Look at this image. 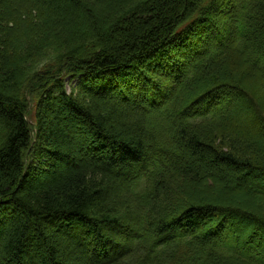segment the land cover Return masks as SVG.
Segmentation results:
<instances>
[{"label":"trees","instance_id":"trees-1","mask_svg":"<svg viewBox=\"0 0 264 264\" xmlns=\"http://www.w3.org/2000/svg\"><path fill=\"white\" fill-rule=\"evenodd\" d=\"M215 11L234 29L228 43ZM209 30L217 39L204 47ZM50 46L63 59L39 67ZM176 47L204 63L184 76ZM90 51L94 56L86 58ZM149 58L150 66L160 58L164 68L181 65L172 77L179 80L177 94L189 85L183 108L176 111L167 100L165 109L145 104L131 112L123 105L118 113L116 96L126 100L132 89L140 104L158 90L123 84L125 76L152 81L143 67ZM66 78L79 79L85 95L69 92ZM245 122L242 130L238 123ZM262 141L264 0H0V264H120L130 249L116 245L122 234L131 248L147 247V264H231L239 252L218 240L219 230L264 232V215L205 200L197 188L208 178L227 186L225 168L240 180L264 181ZM185 149L194 160L182 159ZM118 183L138 190L134 200L152 204L137 219L145 220L141 228L123 230L131 217L122 211L130 205L108 195ZM255 194L264 196V189Z\"/></svg>","mask_w":264,"mask_h":264},{"label":"rangeland","instance_id":"rangeland-1","mask_svg":"<svg viewBox=\"0 0 264 264\" xmlns=\"http://www.w3.org/2000/svg\"><path fill=\"white\" fill-rule=\"evenodd\" d=\"M247 2H253V0H246ZM205 4L208 5V3L211 2V0H204ZM253 8V7H252ZM204 8L201 9V7L198 8V11L201 12V10H203ZM198 15V14H196ZM215 22H217V24L221 25V31L222 33L227 37V43L228 41L231 40V38H233V36L235 35L234 29L231 27L230 22H228L229 20L226 19L222 20L221 18H218L217 16H219L220 14L217 13V11H215ZM195 17V16H194ZM194 17H192L191 19H189L187 22V25L191 24L194 20ZM219 17H223V16H219ZM224 18V17H223ZM201 19H198V21ZM196 21V22H198ZM191 30V29H190ZM192 31V30H191ZM210 33L212 35H206L204 42H202L201 40V44L202 46H206L211 40L215 41V38L217 39V35L213 32H211L212 30H209ZM115 34V33H114ZM112 34V35H114ZM109 36V35H108ZM111 36V35H110ZM114 37H116V35H114ZM186 40V39H185ZM191 36H189V38L186 40L187 44L188 42H192L191 41ZM226 43V42H225ZM193 45V44H192ZM241 46V44H240ZM221 47V46H220ZM195 48V47H194ZM222 48V47H221ZM239 45H236V49L238 50ZM260 48H258V46H256V52L259 51ZM175 55L177 56V59L174 58V61L179 60V62H183L185 61V66L184 68L186 69L184 72V76L187 75L188 71H190L191 69H194V67H190L192 64H194V66H196L197 63H204L201 62L205 61L203 60V57L199 56L198 58H194V54H190L187 53L186 54L183 52L182 49H180L179 47H176L173 49ZM239 51V50H238ZM93 51L88 52L85 57L89 58V57H93L94 54L92 53ZM64 52L61 51V49L59 47H54V46H50L48 48H46L44 50V53L42 55V57L39 58L38 61V65L39 67L42 66L45 62L49 61L50 59H58V56L61 59H63L64 57ZM93 54V55H92ZM247 54V55H246ZM245 56L247 57V59L250 60V62L252 61V56L254 54V50H251V48L248 47L247 51H246ZM170 56V55H169ZM62 57V58H61ZM167 58V57H166ZM59 60V59H58ZM196 60V61H195ZM150 58L147 60V62L145 61L143 63V67L144 69L147 71V75H149V77L152 79V81H148V83H142V81L140 82V78L139 77H135V81L132 82L131 78L132 76H130L131 80L125 76L123 78V80L125 82H123V84L125 85V87H128L129 84H133L134 88L140 84V87H144L149 88L150 86H154V88H158V90H153L151 93H146L144 94L145 97H141L143 99V102H141L140 104H138V102H135L134 98L132 99V97H136L137 95L134 93H131V90L125 93V96H128V99L126 100H121L118 96H116V111L118 113L121 112V107L120 106H125L129 108V111L131 112H142L145 108L144 105L146 104L147 107H152V110L156 111V110H160V109H165L166 106V101L167 105L169 104L170 106H174L176 111H179L183 108L184 104L182 102V99L184 98V94L188 91V84H184L182 87H180L179 93H180V99L179 98V93L177 94V84L179 82V80L177 78H173V73L176 72V67L178 68L179 66L181 67L180 64L175 63L176 65L172 66H167V71L169 70V72L165 71L163 66L165 64V59L160 58L158 60V63L156 62L154 65L150 66L149 62H150ZM164 63V64H163ZM204 65V64H203ZM253 65V62H252ZM151 67V68H150ZM188 68V69H187ZM175 69V72L173 71ZM212 68H208V71H211ZM31 71V70H30ZM29 71V72H30ZM189 79H191L193 76L190 74ZM31 78V76H29ZM28 77V78H29ZM127 78V79H126ZM139 78V79H138ZM142 79V78H141ZM29 80V79H28ZM26 80V81H28ZM74 80H76V83H74ZM74 80H72L70 78H66L65 79V86L67 88V90L70 92L72 89L76 90V93L79 94L80 96H84V92L82 90V88L84 86H81L80 82L77 81L78 79L74 78ZM247 81V80H246ZM122 82V81H121ZM26 83H24L25 85ZM186 85V86H185ZM22 89V86L20 87ZM81 91V92H80ZM149 92V91H147ZM157 92H159V94H157ZM122 98V97H121ZM169 98V99H168ZM141 99V100H142ZM36 104V101H35ZM138 104V106L136 105ZM57 110L59 109L58 107H56ZM235 108V107H234ZM234 108H232L231 110V114L234 111ZM55 110V112L60 115L59 116V120H63V116L58 113V111ZM154 113V112H153ZM30 114L32 115V117L35 119V114H36V108L34 110H30ZM34 114V115H33ZM230 114V115H231ZM229 115V114H228ZM227 115V116H228ZM226 116V117H227ZM225 117V118H226ZM134 120L130 121L131 123L135 124V125H141L143 122L140 121V119L138 118H133ZM129 121V120H127ZM239 125L241 124V129L244 130L247 127L248 123H238ZM143 125V124H142ZM258 140V139H257ZM261 146L264 147V142H261ZM93 156V154H92ZM182 159L183 160H187V161H192L194 160L191 152L189 149H185L184 151V155H182ZM86 158H88V156H86ZM225 174L228 175L227 177L229 179L235 180L237 179V182H240L239 185L235 186H231L234 185L232 181H229L227 179H225L226 181V185L224 184V180L222 179H204V181L201 182L200 188L197 191L200 193L201 191V195H203L204 199H213L214 201H223L226 202L228 204H235L236 206H241L244 207L243 209H250V211H254L257 213H260L261 215H264V212L261 210H257L258 207L263 208L264 209V196L260 195L258 196L257 194H255V190L257 188L260 189H264V181L263 179L259 180L257 177H251L250 179H242L244 180L245 184L243 185V181L240 180V173L235 171L232 168H225ZM150 183L152 186L151 182H147ZM124 187L126 186L125 182L123 183ZM123 184L121 186H119V183L114 186H112L109 190H108V195L113 198V199H121L126 201L129 205H130V209L129 212H124V210L122 211V213L128 214L127 216H130L131 219L130 220H125L121 223V225L123 226V230L126 231L127 229L132 228L133 226L136 227V229L141 228L143 225H145V220L140 219L137 222V219L139 217H145V213L148 212L149 210H151L152 208V204L151 203H147L145 205H143V201H141L140 199H136L134 200L132 196H135L137 198H139L140 196L138 195L137 191H133V189H130L126 187V189L123 187ZM212 185H214L212 187ZM142 186V185H141ZM204 187V188H203ZM124 188V189H123ZM145 188H147V184L145 183L141 190H144ZM210 188H213L211 190H209ZM235 189V190H234ZM213 190V191H212ZM250 192H249V191ZM235 195H234V193ZM257 193V192H256ZM161 195L159 194L157 197H160ZM130 198L133 199L130 200ZM240 200H238V199ZM196 199L200 200L203 198H199L196 197ZM246 201V202H244ZM249 201H251V203L255 202L256 203V207H254L253 205L249 207V205H247L249 203ZM150 202V201H148ZM162 204V202H160ZM172 203V202H171ZM261 203V204H259ZM259 209V208H258ZM126 216V215H123ZM224 227V226H223ZM221 230H219V234H217V238L218 240L226 243L227 247L230 250H237L239 252V255L237 257H233L232 259H230L231 264H257L254 259L256 256H259L261 258H264V232L263 231H259L257 229H247V230H243V232H237L236 228L233 229H229L227 226L224 227ZM259 231V232H258ZM223 237L225 239V241H223ZM238 237V239H236ZM255 238V239H253ZM1 240V238H0ZM116 245H119L120 248H127L130 247L129 252L126 255L120 256L118 257L117 252L119 253L120 250H116L115 253H112V258L116 259L118 257V260L120 259L121 262L120 264H140L141 260H144L145 263L147 264V262L149 260L146 259V251H147V247H145L144 245H139V244H135L134 246L131 248L132 246V239L129 236H126L124 234H122L119 238H117L116 240ZM115 245V246H116ZM146 245V244H145ZM243 254H241L242 252ZM249 257L253 258V259H249ZM157 260V259H156ZM155 260V262H156ZM151 261V260H150ZM169 261V260H166ZM95 261H93L92 263H94ZM163 263L164 264V260L160 261V264ZM169 264H171L170 262H167ZM264 264V261H263Z\"/></svg>","mask_w":264,"mask_h":264},{"label":"bare ground","instance_id":"bare-ground-1","mask_svg":"<svg viewBox=\"0 0 264 264\" xmlns=\"http://www.w3.org/2000/svg\"><path fill=\"white\" fill-rule=\"evenodd\" d=\"M81 80V79H80ZM77 81H79V79L77 80ZM76 82V81H75Z\"/></svg>","mask_w":264,"mask_h":264}]
</instances>
